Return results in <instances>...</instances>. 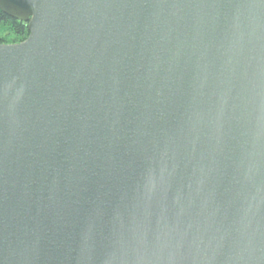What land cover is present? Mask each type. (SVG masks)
Segmentation results:
<instances>
[{
  "label": "water",
  "instance_id": "1",
  "mask_svg": "<svg viewBox=\"0 0 264 264\" xmlns=\"http://www.w3.org/2000/svg\"><path fill=\"white\" fill-rule=\"evenodd\" d=\"M0 11V264H264V0Z\"/></svg>",
  "mask_w": 264,
  "mask_h": 264
},
{
  "label": "trees",
  "instance_id": "2",
  "mask_svg": "<svg viewBox=\"0 0 264 264\" xmlns=\"http://www.w3.org/2000/svg\"><path fill=\"white\" fill-rule=\"evenodd\" d=\"M1 26H7L14 31L15 39L13 42L15 43L24 41L29 35L28 24L26 22L13 18L2 11H0V27ZM7 42L9 41L0 37V43Z\"/></svg>",
  "mask_w": 264,
  "mask_h": 264
},
{
  "label": "rangeland",
  "instance_id": "3",
  "mask_svg": "<svg viewBox=\"0 0 264 264\" xmlns=\"http://www.w3.org/2000/svg\"><path fill=\"white\" fill-rule=\"evenodd\" d=\"M0 37L5 38L7 41H9L7 43H15L13 42L15 39L14 31L7 26L0 27Z\"/></svg>",
  "mask_w": 264,
  "mask_h": 264
}]
</instances>
